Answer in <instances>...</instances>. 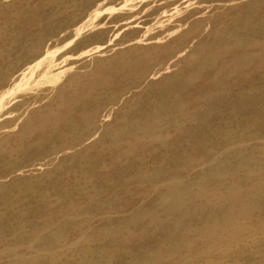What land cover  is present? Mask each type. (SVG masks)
Instances as JSON below:
<instances>
[{
    "label": "bare ground",
    "instance_id": "obj_1",
    "mask_svg": "<svg viewBox=\"0 0 264 264\" xmlns=\"http://www.w3.org/2000/svg\"><path fill=\"white\" fill-rule=\"evenodd\" d=\"M0 264H264V0H0Z\"/></svg>",
    "mask_w": 264,
    "mask_h": 264
},
{
    "label": "rangeland",
    "instance_id": "obj_2",
    "mask_svg": "<svg viewBox=\"0 0 264 264\" xmlns=\"http://www.w3.org/2000/svg\"><path fill=\"white\" fill-rule=\"evenodd\" d=\"M99 24H100V23H99ZM82 42H86V39H82ZM86 43H87V42H86ZM176 88H179V87H176ZM151 92H152V91H151ZM22 98H23V97H22ZM190 100H191V99H188L187 102H189ZM186 132H188V131H186ZM186 132H185V133H186ZM185 133H184V134H185ZM188 134H189V133H186V134H185V137H187ZM156 143H158V142H156ZM40 150H41V151H44V150H45L46 153H47V150H46V148H44V146H43V148H41ZM60 181H61V183H60V186H61V187H60V188L63 189V190L67 189V188H68V181H67V180H60ZM84 200H85V198H82L81 200H79V199H77V198H72V197H71L69 201H70L71 203H77V201H84ZM88 217H89V216H88ZM17 232H18V231H17ZM17 232H16V233H17ZM66 245H67V242H66ZM34 257H35V253L32 252V253L29 255V258L32 259V258H34Z\"/></svg>",
    "mask_w": 264,
    "mask_h": 264
}]
</instances>
